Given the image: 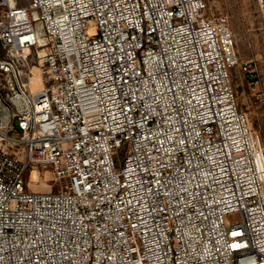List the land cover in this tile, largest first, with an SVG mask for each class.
<instances>
[{
  "label": "built area",
  "instance_id": "obj_1",
  "mask_svg": "<svg viewBox=\"0 0 264 264\" xmlns=\"http://www.w3.org/2000/svg\"><path fill=\"white\" fill-rule=\"evenodd\" d=\"M19 1L0 0V264H264L228 19L208 0ZM40 166L59 189L31 188Z\"/></svg>",
  "mask_w": 264,
  "mask_h": 264
},
{
  "label": "rangeland",
  "instance_id": "obj_2",
  "mask_svg": "<svg viewBox=\"0 0 264 264\" xmlns=\"http://www.w3.org/2000/svg\"><path fill=\"white\" fill-rule=\"evenodd\" d=\"M21 5L27 0H20ZM206 14L210 17L225 16L236 40L238 64L232 69V83L240 108L247 114L252 125L256 146L264 151V25L257 0H208ZM37 81L31 84V76ZM30 87H41V71L31 66L26 75ZM122 159L124 151H122ZM38 178L28 180L37 190L59 189V178L50 167L40 166ZM234 216H230L233 218Z\"/></svg>",
  "mask_w": 264,
  "mask_h": 264
},
{
  "label": "bare ground",
  "instance_id": "obj_3",
  "mask_svg": "<svg viewBox=\"0 0 264 264\" xmlns=\"http://www.w3.org/2000/svg\"><path fill=\"white\" fill-rule=\"evenodd\" d=\"M37 78H38V76L36 75V74H33L32 76H31V84L32 83H34V82H36L37 81ZM41 89V87H39V88H37V89H32L33 91H38V90H40ZM38 168L37 167H33L32 168V170L30 171V173H29V180L31 179V181H35V180H37V178H38Z\"/></svg>",
  "mask_w": 264,
  "mask_h": 264
}]
</instances>
